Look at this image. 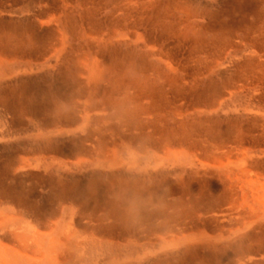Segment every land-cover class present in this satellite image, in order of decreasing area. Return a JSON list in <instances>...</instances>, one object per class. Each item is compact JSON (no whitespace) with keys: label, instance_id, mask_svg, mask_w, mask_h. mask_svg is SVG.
Segmentation results:
<instances>
[{"label":"rangeland","instance_id":"rangeland-1","mask_svg":"<svg viewBox=\"0 0 264 264\" xmlns=\"http://www.w3.org/2000/svg\"><path fill=\"white\" fill-rule=\"evenodd\" d=\"M0 24L52 58L0 88V199L57 221L72 194L103 240L141 235L131 264H264V146L244 140L264 133V111L243 100L264 94V0H0ZM23 160L41 168H11Z\"/></svg>","mask_w":264,"mask_h":264},{"label":"bare ground","instance_id":"bare-ground-1","mask_svg":"<svg viewBox=\"0 0 264 264\" xmlns=\"http://www.w3.org/2000/svg\"><path fill=\"white\" fill-rule=\"evenodd\" d=\"M83 2V1H82ZM149 2V1H148ZM90 3V2H89ZM92 5V4H91ZM41 6V5H40ZM36 7V6H34ZM42 7V6H41ZM23 8V7H22ZM44 8V7H43ZM42 8V9H43ZM30 11V10H29ZM32 11V10H31ZM15 12V11H12ZM21 12V11H20ZM70 12V11H69ZM19 13V12H18ZM15 14V13H14ZM30 14V13H29ZM33 15V14H32ZM21 16V15H20ZM16 17V16H15ZM34 18V17H33ZM56 18V17H55ZM64 18V17H63ZM66 19V18H65ZM18 20V19H17ZM4 21V20H3ZM10 21V20H9ZM16 21V20H15ZM14 22V21H13ZM61 22V21H60ZM75 22V21H74ZM4 23V22H3ZM76 23V22H75ZM101 23V22H100ZM43 24V23H42ZM17 25V24H16ZM39 25V24H38ZM44 25V24H43ZM5 26V25H4ZM47 26V25H46ZM83 26V25H82ZM0 24V88L7 86L15 82L20 74L28 75L34 72L38 66L42 67L46 62H49L50 57L46 58L47 46L35 50L34 53L26 50V41L24 33H17L13 31L5 32L4 28H1ZM17 27V26H16ZM5 28H7L5 26ZM40 28V27H39ZM82 28V27H81ZM79 29V28H78ZM17 30V29H16ZM56 30V29H55ZM127 30V29H126ZM97 31V30H96ZM120 31V30H119ZM124 31V30H123ZM133 31V30H132ZM128 32V31H127ZM17 33V34H16ZM120 33V32H119ZM135 33V31H134ZM137 33V32H136ZM39 34V33H38ZM53 34V33H52ZM66 34V33H65ZM108 34V33H107ZM111 35V34H110ZM114 35V34H113ZM133 35V34H132ZM28 36V35H27ZM96 36V35H95ZM112 36V35H111ZM129 36V35H128ZM127 36V37H128ZM136 36V35H135ZM139 36V35H138ZM56 37V36H54ZM115 37V36H114ZM65 38V37H64ZM101 38V37H100ZM123 38V37H122ZM34 39V38H33ZM66 39V38H65ZM124 39V38H123ZM54 40V39H53ZM92 40V39H91ZM102 40V39H101ZM120 40V39H119ZM52 41V40H51ZM66 41V40H65ZM111 41V40H110ZM113 42V41H112ZM32 43V42H31ZM52 44V43H51ZM214 44V43H213ZM33 45V44H32ZM29 46V45H28ZM56 47V46H55ZM63 47V46H62ZM30 48V47H29ZM52 50V49H51ZM50 50V51H51ZM57 50V49H56ZM63 50V49H62ZM148 50V49H147ZM60 53V50H58ZM50 53V52H49ZM52 56V55H51ZM55 57V56H54ZM18 58L27 59L18 61ZM20 59V60H21ZM55 61V60H54ZM53 62V61H52ZM243 62V61H242ZM51 63V62H50ZM52 64V63H51ZM240 64V63H239ZM52 66V65H51ZM50 66H48L49 68ZM261 67V66H260ZM89 68V67H88ZM39 69V68H38ZM41 70V69H40ZM43 70V69H42ZM41 70V71H42ZM45 70V69H44ZM87 70V69H85ZM40 71V72H41ZM84 73V71H82ZM43 73V72H42ZM95 74V73H94ZM32 75V74H31ZM38 75V74H37ZM39 76V75H38ZM80 76V75H79ZM28 78V77H27ZM37 78V77H36ZM90 78V77H89ZM97 78V77H96ZM99 78V77H98ZM23 79V78H22ZM263 79V78H262ZM88 80V79H86ZM90 80V79H89ZM93 80V79H92ZM21 81V80H20ZM25 81V80H24ZM17 82V81H16ZM83 82V81H81ZM19 83V81L17 82ZM87 83V82H86ZM264 83V82H263ZM22 84V83H21ZM30 84V83H29ZM80 84V83H79ZM25 85V83L23 84ZM85 85V84H84ZM143 84H141L142 86ZM21 85H19L20 87ZM83 86V85H82ZM8 87V86H7ZM79 87V86H78ZM33 88V87H32ZM89 88V87H88ZM120 88V87H119ZM139 88V87H138ZM22 89V88H21ZM26 89V88H25ZM9 90V89H8ZM38 90V88H37ZM140 90V89H138ZM142 90V89H141ZM23 91V90H21ZM86 92V91H85ZM83 92V93H85ZM96 92V91H95ZM141 92V91H140ZM13 93V92H12ZM43 93V92H42ZM91 94V92H90ZM257 94V93H256ZM23 95V94H22ZM117 95V94H116ZM242 96V95H241ZM7 97V96H6ZM28 97V96H27ZM30 97V96H29ZM44 97V96H43ZM231 97V96H230ZM15 99V98H14ZM26 99V98H25ZM32 99V97H31ZM5 99L0 98V106H3V101ZM33 100V99H32ZM119 100V99H117ZM231 100V99H230ZM242 100V99H241ZM244 100V105L249 111L256 110L264 111V94L258 95L255 99H249L248 97ZM7 101V100H6ZM27 101V100H26ZM112 101V100H111ZM40 102V99H39ZM175 102V101H174ZM230 102V101H229ZM12 103V102H11ZM22 104V103H21ZM31 104V103H30ZM39 104V103H38ZM37 104V105H38ZM45 104V103H44ZM210 104V103H209ZM40 105V104H39ZM42 105V104H41ZM224 105V104H223ZM222 105V106H223ZM237 105V104H236ZM239 105V104H238ZM36 106V105H35ZM47 106V105H46ZM241 106V104H240ZM43 107V106H42ZM85 107V106H84ZM113 107V106H112ZM226 107V105H225ZM244 107V106H242ZM10 108V107H9ZM28 108V107H27ZM37 108V107H36ZM86 108V107H85ZM166 108V107H165ZM223 108V107H222ZM227 108V107H226ZM225 108V109H226ZM5 109V108H4ZM76 109V107H75ZM32 111V110H31ZM26 112V111H25ZM224 113V112H223ZM250 113V112H249ZM179 114V113H178ZM27 115V113H26ZM86 115V114H85ZM180 115V114H179ZM9 117V116H8ZM13 117V116H12ZM27 117V116H26ZM87 117V116H86ZM25 118V117H24ZM61 118V117H60ZM88 118V117H87ZM232 118V117H231ZM10 119V118H9ZM59 119V118H58ZM86 119V118H85ZM25 120V119H24ZM87 120V119H86ZM85 120V121H86ZM29 121V120H28ZM60 121V120H59ZM36 123V122H35ZM76 123V122H75ZM197 123V122H196ZM30 124V122H29ZM54 125V124H53ZM5 126L7 128H5ZM9 122L7 120L6 114L2 113L0 110V141H3L5 137L11 132L8 128ZM28 126V125H27ZM32 126V125H31ZM40 126V125H39ZM42 126V125H41ZM52 126V124H51ZM81 126V125H80ZM17 127V126H16ZM37 127V126H36ZM15 128V127H14ZM34 128V127H33ZM53 128V127H52ZM59 128V127H58ZM50 129V127H49ZM45 130V129H44ZM18 131V130H17ZM34 131V130H33ZM36 131V130H35ZM23 132V131H22ZM44 133V132H43ZM42 133V134H43ZM49 133V132H48ZM47 133V134H48ZM11 134V133H10ZM18 134V133H17ZM22 134V133H21ZM12 135V134H11ZM27 135V134H26ZM44 135V134H43ZM34 136V135H33ZM38 136V135H37ZM18 137V136H17ZM187 137V136H186ZM241 137V136H240ZM179 138V137H178ZM235 138V137H234ZM16 139V138H15ZM108 139V138H107ZM217 139V138H216ZM215 139V140H216ZM7 140V139H6ZM18 140V139H16ZM109 140V139H108ZM178 140V139H177ZM239 140V139H238ZM246 144H250L252 147L264 146V133L256 134L254 136L244 137ZM188 141V140H187ZM219 141V140H217ZM9 142V141H8ZM176 142V141H175ZM109 143V142H108ZM112 143V142H111ZM126 143V142H125ZM136 143V142H135ZM185 143V142H184ZM229 143V142H228ZM6 144V143H5ZM96 144V143H95ZM119 144V143H118ZM122 144V143H121ZM120 144V145H121ZM118 145V146H120ZM124 145V144H123ZM122 145V146H123ZM126 145V144H125ZM228 145V144H227ZM242 145V144H241ZM9 146V145H8ZM133 146V145H132ZM226 146V145H225ZM239 146V144H238ZM244 145H242L243 147ZM10 147V146H9ZM93 147V146H91ZM223 147V146H222ZM3 148V147H2ZM117 148V147H116ZM126 148V147H125ZM157 148V147H156ZM178 148V146H177ZM224 148V147H223ZM234 148V147H233ZM38 149V148H37ZM50 149V148H49ZM77 149V148H76ZM121 149V148H120ZM119 149V151H120ZM124 149V148H123ZM184 149V148H183ZM182 149V150H183ZM220 149V148H219ZM216 149L210 151V154H215L218 159L223 157V153ZM226 155L229 156L230 148L225 147ZM224 149V150H225ZM244 154L248 155L252 151L250 148H244ZM243 149V150H244ZM78 150V149H77ZM115 150V149H114ZM140 150V149H139ZM203 150V149H202ZM237 150V149H236ZM258 150V149H257ZM52 151V150H51ZM126 151V150H125ZM124 151V152H125ZM141 151V150H140ZM148 151V150H147ZM156 151V150H155ZM204 151V150H203ZM238 151V150H237ZM255 151V150H254ZM31 152V151H30ZM96 152V151H95ZM182 152V151H181ZM236 152V151H235ZM242 152V151H240ZM260 152V151H259ZM107 153V152H106ZM121 153L122 151L118 152ZM184 153V152H183ZM234 154V151L231 152ZM239 153V152H238ZM33 154V153H32ZM44 154V153H43ZM46 154V153H45ZM110 154V152H109ZM108 154V155H109ZM114 154H117L114 152ZM145 154V153H144ZM241 154V153H240ZM259 154V153H258ZM257 154V155H258ZM53 155V154H52ZM107 155V156H108ZM120 155V154H119ZM118 155V156H119ZM140 155V154H139ZM146 155V154H145ZM156 155V154H155ZM261 155V153H260ZM264 155V154H263ZM28 156V155H27ZM31 156V155H30ZM191 156V154H190ZM210 156V155H209ZM234 156V155H233ZM240 156V155H239ZM12 157V156H11ZM20 157V156H19ZM43 156H41L42 159ZM94 157V156H93ZM99 157V156H98ZM116 157V156H115ZM114 157V159H115ZM121 157V156H120ZM119 157V158H120ZM128 157V156H127ZM141 157V155H140ZM182 157V156H181ZM118 158V159H119ZM122 158V157H121ZM236 158V157H235ZM244 158V157H243ZM248 158V157H247ZM251 158V157H250ZM27 159V158H26ZM55 159V158H54ZM53 159V161H54ZM117 159V158H116ZM117 159V160H118ZM138 159V158H136ZM155 159V158H154ZM180 159V157H179ZM186 159V158H185ZM218 159V160H219ZM33 160V159H32ZM45 160V159H43ZM83 160V159H82ZM88 160V159H87ZM86 160V161H87ZM169 160V159H168ZM41 161V160H39ZM64 161V160H63ZM66 161V160H65ZM64 161V162H65ZM73 161V160H72ZM71 161V162H72ZM97 161V160H96ZM170 161V160H169ZM172 161V160H171ZM226 161V160H225ZM58 162H60L58 160ZM58 162L56 164H58ZM125 162V161H124ZM123 162V163H124ZM175 162V161H174ZM234 162V161H233ZM232 162V163H233ZM236 162V161H235ZM61 163V162H60ZM90 163V162H89ZM112 159H107V161L96 163L105 165V167L110 168L115 165ZM158 163V162H157ZM168 163V162H167ZM201 163V162H200ZM216 163V161H215ZM220 163V162H218ZM226 163V162H224ZM53 164V163H52ZM88 163L85 161L75 162L70 164L73 168L85 167ZM135 164V163H134ZM165 164V163H164ZM44 165V164H43ZM64 165V163H63ZM68 165V164H67ZM179 165V164H178ZM225 165V164H224ZM228 165V164H227ZM3 166V165H2ZM65 166V165H64ZM206 166V165H205ZM218 166V165H217ZM242 166L243 163H242ZM6 167V166H5ZM48 167V166H47ZM123 167V166H121ZM211 167V166H210ZM221 167V166H220ZM11 168L14 171H30L39 170L41 168V163L39 162H28L20 161L18 163H13ZM49 168V167H48ZM207 168V167H205ZM209 168V167H208ZM212 168V167H211ZM227 168V167H226ZM8 169V168H7ZM11 169V170H12ZM72 169V168H71ZM111 169V168H110ZM104 170V169H102ZM133 170V169H132ZM69 171V170H67ZM89 171V170H88ZM97 171V170H96ZM105 171V170H104ZM136 171V170H135ZM259 171V170H258ZM7 172V171H6ZM54 172V170H53ZM65 172V171H64ZM70 172V171H69ZM81 172V171H80ZM90 172V171H89ZM94 172V171H93ZM120 172V171H119ZM127 172V171H126ZM252 172V171H251ZM17 173V172H15ZM68 173V172H67ZM82 173V172H81ZM91 173V172H90ZM131 173V172H130ZM63 174V173H62ZM69 174V173H68ZM86 174V173H85ZM103 174V173H101ZM105 174V173H104ZM255 174V173H254ZM257 174V172H256ZM89 175V174H88ZM107 175V174H106ZM249 175V173H248ZM51 176V175H50ZM59 176V175H58ZM62 176V175H61ZM74 176V175H73ZM123 176V175H121ZM125 176V175H124ZM129 176V175H128ZM237 176V175H236ZM236 176L234 178H236ZM246 176V175H245ZM262 175L259 174V177ZM43 177V176H42ZM56 177V176H55ZM68 177V176H67ZM88 177V176H87ZM117 177V176H116ZM250 177V176H249ZM248 177V178H249ZM257 177V176H256ZM255 177V178H256ZM7 178V177H6ZM130 178V177H129ZM262 178V177H261ZM81 179V178H80ZM241 179H243L241 177ZM247 179V178H246ZM259 179V178H258ZM8 180V179H7ZM12 180V179H11ZM14 180V179H13ZM233 180V179H232ZM229 180V181H232ZM245 180V179H244ZM254 181H257L253 179ZM76 181V180H75ZM253 181V182H254ZM29 182V181H28ZM31 182V181H30ZM125 182V181H124ZM239 182V181H238ZM248 182V181H244ZM252 182V181H250ZM21 183V182H20ZM59 183V181H58ZM71 183V182H70ZM76 183V182H75ZM259 183V182H258ZM15 184V183H14ZM60 184V183H59ZM74 184V183H73ZM122 184V183H121ZM124 184V183H123ZM251 184V183H250ZM232 185V184H231ZM229 185V186H231ZM234 185V183H233ZM237 185V184H236ZM65 186V185H64ZM235 186V185H234ZM252 186V185H251ZM256 186V185H255ZM261 186V185H260ZM1 187V186H0ZM15 187V186H14ZM17 187V186H16ZM76 187V186H75ZM232 187V186H231ZM240 187V186H238ZM250 187V186H249ZM9 188V187H8ZM47 189V188H46ZM62 189V188H61ZM64 189V188H63ZM62 189V190H63ZM75 189V188H74ZM79 189V188H78ZM87 189V188H86ZM80 190V189H79ZM88 190V189H87ZM230 190V187H229ZM251 190V189H250ZM257 190V189H256ZM260 190V189H259ZM2 191V190H1ZM77 191V189H76ZM264 192V186L262 190ZM257 192V191H256ZM64 193V192H63ZM60 193L58 197L63 199L65 206L62 208L60 217L57 221L55 218L52 220L30 211L27 202L14 200L13 198H7L2 196L0 199V264H131L134 259L141 258L145 251L148 252V247L146 248L143 243H141V235L133 238L132 236L126 237L125 240H114L107 242L103 240L98 235V231L94 227L82 221L86 218L85 212L78 209L80 202L71 194L69 196H62ZM105 193V192H104ZM31 194V193H30ZM33 194V193H32ZM53 194V193H52ZM66 194V193H65ZM234 194V193H233ZM232 194V195H233ZM237 194V193H236ZM251 195V194H250ZM261 195V194H260ZM32 196V195H31ZM244 196V195H243ZM248 196V195H247ZM255 196H257L255 194ZM237 197V196H236ZM264 198V197H262ZM22 199V198H21ZM27 199V198H26ZM238 199V198H237ZM244 199V198H243ZM258 200V198H256ZM238 201V200H237ZM241 201V200H240ZM246 201V200H245ZM244 201V202H245ZM263 201V200H262ZM256 202V201H255ZM90 203V202H89ZM239 203V202H238ZM115 204V203H114ZM237 204V203H236ZM243 204V203H242ZM247 204V203H246ZM260 204V203H259ZM262 204V203H261ZM87 205V203H86ZM98 205V204H97ZM254 205V204H253ZM14 206V207H13ZM43 206V205H42ZM238 206V205H237ZM14 208V214L10 215L3 210L6 208ZM36 207V206H34ZM86 207V206H85ZM97 207V206H96ZM241 207V206H240ZM250 207V205H249ZM254 207V206H253ZM12 208V209H13ZM46 208V207H45ZM243 208V207H242ZM241 208V209H242ZM252 208V207H250ZM11 209V210H12ZM233 211L234 209L231 208ZM10 210V209H9ZM259 210V209H258ZM238 211V210H236ZM243 211V210H242ZM256 213V212H255ZM258 213V212H257ZM143 214V213H142ZM210 214V213H209ZM251 214V212H250ZM249 214V215H250ZM254 214V213H253ZM261 214V213H260ZM97 215V214H96ZM101 215V214H99ZM116 216V215H115ZM241 216V215H240ZM253 219L255 218L254 215ZM256 216V215H255ZM262 216V215H261ZM215 217V216H214ZM218 217V216H217ZM93 218V217H92ZM91 218V220H92ZM95 218V217H94ZM104 218V217H102ZM117 218V217H116ZM96 219V218H95ZM137 219V218H136ZM216 219V218H215ZM226 219V218H225ZM258 219V218H257ZM90 220V219H89ZM183 220V219H182ZM222 220V219H221ZM256 220V218H255ZM188 221V220H187ZM186 221V222H187ZM229 221V220H228ZM231 221V220H230ZM237 221V220H236ZM242 221V220H241ZM251 221V220H250ZM249 221V222H250ZM131 222V221H130ZM185 222V223H186ZM214 222V221H213ZM224 222V221H223ZM227 222V221H226ZM233 222V220H232ZM197 223V222H196ZM201 223V222H200ZM215 223V222H214ZM219 223V222H218ZM235 223V222H234ZM240 223V222H239ZM238 223V224H239ZM242 223V222H241ZM247 223V222H246ZM181 224V223H180ZM237 224V227H238ZM245 224V222H244ZM253 224V223H252ZM256 224V223H254ZM205 225V224H204ZM233 225V224H232ZM236 225V223H235ZM241 225V224H240ZM239 225V226H240ZM246 225V224H245ZM231 226V224H230ZM229 226V227H230ZM123 227V225H122ZM126 227V226H125ZM228 227V226H226ZM235 227V226H234ZM246 227V226H245ZM121 228V227H120ZM204 228V227H203ZM218 228V227H216ZM240 228V227H239ZM249 228V227H248ZM219 229V228H218ZM109 230V229H108ZM107 230V231H108ZM124 230V229H123ZM198 230V229H197ZM111 231V230H110ZM109 231V232H110ZM132 231V230H131ZM176 231V230H175ZM179 231V230H178ZM189 231V230H188ZM223 231V230H222ZM242 231V230H241ZM260 231V230H259ZM173 232V231H172ZM187 232V231H186ZM231 232V231H230ZM115 233V232H114ZM125 233V232H124ZM219 233V232H218ZM222 233V232H221ZM219 233V235L221 234ZM262 233V232H261ZM135 234V232H134ZM177 234V233H176ZM190 234V233H189ZM193 234V233H192ZM209 234V233H208ZM226 234V233H225ZM112 235V234H111ZM169 235V234H168ZM172 235V234H171ZM180 235V233H179ZM187 235V234H185ZM222 235V234H221ZM128 236V235H127ZM148 236V235H147ZM177 236V235H176ZM181 236V235H180ZM215 236V235H214ZM224 236V235H223ZM111 237V236H110ZM174 237V236H173ZM209 237V236H208ZM225 237V236H224ZM227 237V236H226ZM122 238V237H121ZM166 238V237H165ZM168 238V237H167ZM177 237L173 238L176 240ZM179 239L181 237H178ZM183 238V237H182ZM181 238V239H182ZM116 239V238H115ZM118 239V237H117ZM175 240H169L167 243H173ZM218 240V239H217ZM213 241V240H212ZM147 242V241H146ZM166 243L164 238L161 239L160 243L156 244L161 246V243ZM210 242V241H209ZM214 242V241H213ZM199 243V242H197ZM207 243V242H206ZM190 244V243H189ZM194 244V243H192ZM154 245V243H153ZM148 246V245H147ZM150 246L151 243H150ZM149 246V247H150ZM184 247V246H183ZM151 248V247H150ZM179 249V248H178ZM153 250V247H152ZM177 250V249H176ZM109 252V253H108ZM164 252V251H162ZM166 253V252H165ZM150 254V253H149ZM147 254V255H149ZM152 254V252H151ZM163 254V253H162ZM146 255V254H145ZM154 255V254H153ZM153 257V256H152ZM256 257V256H255ZM258 257V256H257ZM242 258V257H241ZM247 258V255L246 257ZM240 259V258H239ZM249 259V258H247ZM240 261V260H239ZM248 261V260H247ZM238 264V263H237ZM242 264V263H241ZM246 264V263H245Z\"/></svg>","mask_w":264,"mask_h":264},{"label":"clouds","instance_id":"clouds-1","mask_svg":"<svg viewBox=\"0 0 264 264\" xmlns=\"http://www.w3.org/2000/svg\"><path fill=\"white\" fill-rule=\"evenodd\" d=\"M127 154H128L129 159L131 160L136 159V156H137L136 149L129 147L127 149Z\"/></svg>","mask_w":264,"mask_h":264}]
</instances>
